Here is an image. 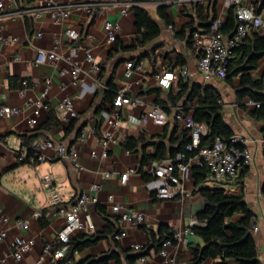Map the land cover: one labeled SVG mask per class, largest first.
Segmentation results:
<instances>
[{"label": "crops", "instance_id": "1", "mask_svg": "<svg viewBox=\"0 0 264 264\" xmlns=\"http://www.w3.org/2000/svg\"><path fill=\"white\" fill-rule=\"evenodd\" d=\"M56 4L74 3L76 7L70 12L68 19L60 24L53 22L47 14L38 21H33L28 15H16V12L28 8L39 7L40 0H0L4 11L11 14L0 18V38L17 41L14 44L0 43V103L5 106L20 109V114L12 118L0 117V216L8 218L6 224L0 226L7 230V238L0 243V260L6 257L5 264H55L49 256H44L42 250L45 244L56 241L57 232L64 221L58 216L57 208L49 206V196L42 190L40 181L42 176L51 174L57 185L62 187V206L68 208L74 204L78 196L87 194L96 197L98 204L90 209L89 214L96 226L95 234L100 233L107 221L113 220L111 213L113 204L124 205L127 211L139 212L144 216V223L139 226H116L123 230L126 237L120 241L112 239L107 234L94 245L85 246L81 250H69L66 262L78 264L87 259H97L110 251H128L138 253L148 244L146 231H152L156 237L160 230L182 233L181 240L163 245L160 249L171 257L174 264H191L192 246L202 245L194 235L183 232L190 227L192 221L198 224L196 216L204 207L202 189H221L242 197L248 210L255 220L257 231H251L257 249V260L264 264V122L256 121L252 113L255 107L249 98L238 100L235 91L240 85V75L227 81L204 80L197 70L198 55L192 46V34L197 30H204L197 16L199 9L207 20L209 27L215 17L226 21L229 10L219 4L221 0H162L164 14L169 20L167 25L157 15V4L134 2L136 0H53ZM247 2V0H243ZM255 2V0L253 1ZM134 3L148 11L151 18L159 25V37L144 48H137L132 52H120L109 58L110 52L116 44L124 48L132 47L140 35L135 28V19L131 8L123 12L125 5ZM223 3V1H222ZM87 4H96L98 12L90 17L83 9ZM259 5V4H258ZM259 7V6H257ZM15 13V15H13ZM215 17L211 18V14ZM106 22L119 24L121 30L114 43L108 44L105 39L103 26ZM71 28L80 33L77 44L62 42L57 52L61 55H71L76 46L74 59L80 69L77 82H72L69 71L71 67L65 61L56 66H50L44 56H38L39 51L48 52L54 47L53 38L61 37L63 31ZM40 33L41 38L36 34ZM263 36L264 33L251 32ZM222 34V33H221ZM223 35V34H222ZM232 35V34H231ZM230 35V36H231ZM230 36H224L229 38ZM84 48H89L94 60L99 66L96 77L88 74V64L84 61ZM139 59V62L136 63ZM131 62L134 70L131 77L124 76V64ZM182 63V64H180ZM186 68L190 73L187 82H176L169 90L161 89L154 79V75L164 71ZM252 77L263 79L264 57L258 60L256 69L250 73ZM49 79L51 85L46 98L48 109L35 114V103L41 100L44 90V80ZM112 81L116 91L122 87L128 88L129 96L138 99L141 104L131 109H120V119L125 121L130 115L138 117L153 106H165L170 109L167 121L163 127L147 124L145 126H129L125 123L115 135L114 142L108 146L106 158L91 159L90 153L98 156L103 149L99 140L107 126L102 113L111 105L112 98L106 94L107 83ZM189 86H211L221 95L222 115L224 122L233 132V136L246 141V148L252 154V162L245 168L242 184L214 185L205 182L195 186L192 179V168L185 174L183 184L189 193L188 197H178L174 200H159L150 188L151 180L146 182L138 172L141 156L127 152L122 142L127 137H137L144 134L147 138H159L166 135L165 142L174 133L176 139L182 129L181 123L174 120L175 110L182 116L181 104L172 106L168 94L176 95L179 84ZM24 90L20 96L19 90ZM70 97L76 112V119L71 133H65L68 126H62L58 120L57 106L60 101ZM36 118L37 124L30 128L29 121ZM188 134V133H187ZM189 138V136L187 135ZM31 139V140H30ZM83 139V142L81 141ZM34 142L52 141L67 147H75L78 151L77 166L64 159H59L49 150L41 153L47 159L38 160V154L30 151L26 163H20V155L26 147L24 141ZM156 140V139H155ZM148 147L146 153L151 154ZM25 156V158H26ZM24 158V159H25ZM150 162H148L149 164ZM147 164V165H148ZM146 165V166H147ZM145 166V167H146ZM145 167L143 171L145 170ZM126 172L130 175L124 185L120 184V176ZM96 185L97 191L91 187ZM98 209L102 210L103 216ZM41 217L35 219V215ZM85 214H82L84 218ZM18 220L28 222L29 228L24 231L16 226ZM199 226V225H198ZM91 235L81 234L73 238L80 241L82 237ZM14 238L32 239V250L22 261L16 263L10 242ZM80 239V240H79ZM82 241V240H81ZM140 246L135 250L134 246ZM70 246V245H69ZM152 249L145 261L140 258L134 264H164L159 252ZM123 264L124 257H121ZM109 264H114L110 262ZM202 264H213L208 260Z\"/></svg>", "mask_w": 264, "mask_h": 264}, {"label": "built area", "instance_id": "2", "mask_svg": "<svg viewBox=\"0 0 264 264\" xmlns=\"http://www.w3.org/2000/svg\"><path fill=\"white\" fill-rule=\"evenodd\" d=\"M224 6L230 10H233L236 27L234 32L229 38H224L220 32V28L223 25V20L219 17H215L210 23L207 30H197L192 34V46L198 55L197 70L200 76L204 80H222L225 79L230 60L232 58V51L242 46L246 38L251 32L264 33V8L256 7L254 0H222ZM39 7L28 8L22 11L16 12V15L24 16L28 15L33 21L40 20L44 14H47L49 18L57 23L65 22L70 12L76 7L72 2L69 4H56L53 0H40ZM137 4L130 3L124 6L123 12L136 6ZM96 4H87L84 6V10L88 16H95L100 10L96 8ZM8 14L4 11L2 4L0 3V18L7 17ZM15 15V13L13 14ZM105 33V39L108 44L114 43L118 38V34L121 30L119 24L106 22L103 26ZM63 39L61 37L53 38V49L48 52L39 51L38 56H44L45 60L50 66H56L59 62L65 61L71 67L69 75L72 82H77L79 78L80 69L77 66V62L74 59V53L76 52V46L72 48L71 55L65 56L57 52L61 47L62 42L69 44H77L81 38L80 33L74 29L67 28L63 31ZM37 38H41V34H36ZM15 38L4 39L0 38V43L4 45L16 43ZM84 61L88 64V74L91 77H96L99 72V66L94 60L89 48H84ZM134 70V65L131 62L124 64V76L126 78L131 77ZM190 78L189 71L184 69L170 70L160 72L154 75V79L158 86L163 90H169L176 82H187ZM44 90L41 93V100L35 103V114L41 110L48 109L46 98L51 85L49 79L44 80ZM20 96H24V90L20 89ZM141 102L128 94V88L122 87L116 91L115 97L111 102V105L102 113L103 120L107 126V129L101 135L99 145L103 149L98 156L95 152L90 153L91 159L106 158L108 155V146L111 142H114L115 135L125 123L126 128L129 126H145L148 123H152L155 126L163 127L167 121V114L162 107L156 105L150 110L141 114L138 117L129 116L125 121L120 119L119 111L124 107L131 109L137 108ZM255 108H258L257 103H252ZM174 120L180 122L182 129L187 131L191 143L186 146V150L192 152L196 150V154L189 158L186 163H182V155H178L175 159H168L164 161L150 162L144 172L151 178L150 188L155 193V196L159 200H174L178 197H188L189 193L186 190L183 180L185 174L192 168H203L209 173L210 184L216 185H228L235 182L240 176L241 172L250 166L252 162V154L246 148V141L238 137L232 136L229 143H225L216 138L213 146L210 148H203L198 150L200 138L205 136L207 128L205 124L195 122L191 116L182 117L178 113V109L175 110ZM58 120L62 126L69 125L74 118H76V112L73 107V102L70 97L63 98L57 106ZM20 114V109L15 107H9L0 103V117L12 118ZM37 124L36 118H32L29 121L30 128H33ZM83 142V139H81ZM264 149V140L261 143ZM31 150L38 154V160L44 161L47 159L42 155V150H49L59 159L67 160L68 162L77 165L78 151L75 147H67L63 144L54 143L52 141H43L41 143L34 142L30 146ZM26 147H24L21 155L19 156L22 161L26 156ZM130 175V172H126L120 176V184L124 185ZM40 186L49 196V206L57 208V214L60 216L64 223L61 229L57 232L56 241L54 243L45 244L42 250L44 256H49L55 264H71L66 262L67 254L70 250V243L74 237L86 234L93 235L96 231V226L91 219L89 211L91 208L98 204L96 197L82 194L77 197L74 204L68 208L62 206L63 200L61 197L62 187L57 185L51 174L42 176ZM92 191H97L98 187L93 185ZM111 213L116 217V223L118 226L133 225L139 226L144 223V216L139 212L127 211L124 205L113 204L111 206ZM82 214L84 218H82ZM39 214L35 215V219H39ZM8 218L0 216V224H6ZM201 226L196 221H192L190 227L183 233L185 235H191L192 227ZM17 228L21 230H28L29 225L25 220H18L16 222ZM250 229L253 232L257 231L255 220L250 223ZM182 233H175L173 240L175 242L181 240ZM126 237L125 232L120 229L119 234L115 236L116 241H120ZM7 238V230L0 226V243L4 242ZM173 244L167 241L165 245ZM34 245L32 239L14 238L10 242V247L13 250V259L16 263L22 261L23 257L28 254ZM135 250H139L140 246H134ZM163 259L164 264H174V257L169 256L163 250L159 252ZM141 263L145 261V258L139 259ZM6 263V257L0 260V264ZM37 264H41L39 261ZM202 264V263H200ZM259 264V263H258Z\"/></svg>", "mask_w": 264, "mask_h": 264}, {"label": "trees", "instance_id": "3", "mask_svg": "<svg viewBox=\"0 0 264 264\" xmlns=\"http://www.w3.org/2000/svg\"><path fill=\"white\" fill-rule=\"evenodd\" d=\"M137 3L157 4V15L162 22L169 24L168 18L164 14V6L162 0H136ZM255 6L264 8V0H255ZM259 4V5H258ZM135 19V28L140 35V39L135 41L132 47L124 48L122 45H117L110 52L109 58L120 52H132L137 48H144L148 44L155 41L161 29L159 25L151 18L148 11L140 6L131 8ZM197 16L201 21V27L204 30L208 29L207 20L210 15L204 17L198 9ZM215 17V13L211 14V18ZM236 27V20L233 10L230 9L226 21L220 28V32L224 36H230ZM264 57V35L250 33L246 38L245 43L238 49L232 51L225 80L231 79L241 74L240 85L236 88L235 95L238 100L249 98L254 103L259 105L255 108L252 116L256 121L264 122V84L263 79H257L251 76V72L256 69L258 60ZM139 62V59H137ZM182 64V63H180ZM179 92L176 95L168 94V100L172 106L181 104L183 114L187 115L192 112V119L200 124H205L207 133L200 138L198 150L210 148L213 146L216 138L225 143H229L233 136V132L224 122L222 115L221 95L211 86L192 85L187 83L179 84ZM106 94L112 98L116 94V89L110 80L107 83ZM167 115L171 114L170 109L160 105ZM74 118L65 133H71L73 130ZM187 131H183L175 139L174 133L170 136L168 143L165 142L166 135L163 133L159 138H147L144 134L137 137H127L122 142L123 148L131 154H139L141 156L138 172L144 181L148 182L151 178L143 171L148 162L164 161L175 159L178 155H182V163L196 154V150L189 152L186 146L191 143L187 137ZM156 139V140H155ZM31 140V139H30ZM30 140H25L24 145L29 146ZM31 146V145H30ZM148 147L152 148V153H146ZM70 148V147H69ZM31 148L28 147L27 156L20 163H26L30 156ZM245 174V169L234 183L242 184V178ZM192 179L195 186H199L209 180V173L203 168L192 169ZM264 193V185L262 187ZM204 199V207L196 218L198 222L204 223V226L192 227V233L201 241L202 245L192 246V261L191 264H200L211 260L213 264H258L257 249L250 231V223L254 218L253 213L248 210L242 197H236L232 193L221 189H202L200 191ZM98 212L102 217L101 209ZM107 223L104 229L93 234L89 238L82 237L80 241L76 239L70 243V251H79L85 246L94 245L103 235L109 234L112 239L119 234L116 226V217L112 221L106 220ZM148 236V244L138 253H130L128 251H110L97 259H87L78 264H123L121 257H124L126 264H134L139 258H144L149 255L153 249L154 252L160 251L161 247L173 240L174 233L167 229L160 230L158 237L152 231H146Z\"/></svg>", "mask_w": 264, "mask_h": 264}, {"label": "rangeland", "instance_id": "4", "mask_svg": "<svg viewBox=\"0 0 264 264\" xmlns=\"http://www.w3.org/2000/svg\"><path fill=\"white\" fill-rule=\"evenodd\" d=\"M219 4H220V5H221V4L223 5V3H222V0H221V1H219ZM223 6H224V5H223ZM149 124H152V123H149Z\"/></svg>", "mask_w": 264, "mask_h": 264}]
</instances>
